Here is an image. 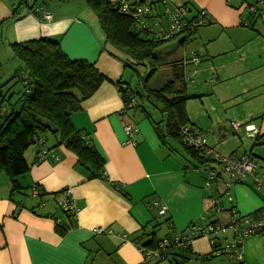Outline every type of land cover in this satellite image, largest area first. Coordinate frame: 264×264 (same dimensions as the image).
Wrapping results in <instances>:
<instances>
[{"label":"crops","instance_id":"obj_1","mask_svg":"<svg viewBox=\"0 0 264 264\" xmlns=\"http://www.w3.org/2000/svg\"><path fill=\"white\" fill-rule=\"evenodd\" d=\"M256 2L171 0L172 5L187 4L189 18L206 12L205 23L191 36L182 33L179 44L192 41V55L182 58L189 78L186 93L200 98L216 114L214 120L207 113V120L215 122L210 129L212 145L223 156L250 154L257 163L254 174L264 180L258 172L264 163V15L248 8ZM37 3L40 12L18 5L17 0H0V83L20 70L17 62L2 68L5 56L7 60L10 52L14 54V43L47 38L59 42L71 60L94 63L107 80L83 100L81 110L70 120L75 129L87 134L89 145L105 163L102 176L91 177V169L80 165L76 152L59 144V135L47 133L49 152L44 159L38 156L37 144L24 153L30 170L17 177L19 190H12L9 177L0 170V264H141L144 256L137 241L141 247L152 240L156 243L188 223H228L232 209L258 218L264 188L256 187L254 175L233 185L230 201L225 185L230 176L222 165L203 155L192 156L173 139L162 141L153 124L160 121L146 110L138 115L137 107L130 110L125 105L120 88L131 85L127 69L138 74L137 70L129 66L132 60L127 53L106 41L98 15L85 0ZM43 11L50 13V19L43 17ZM196 74L205 85L198 91L188 88ZM16 99L13 96L10 103ZM190 99L186 101L189 125L197 126L188 112ZM0 106L3 112L8 108ZM218 106L224 108L226 118L218 116ZM232 122L241 127L234 130ZM128 124L139 129L135 143L128 142ZM243 125H253L258 134L247 135ZM210 170L219 176L206 187ZM67 188L75 197L74 215L58 205ZM156 201L166 205V214H158ZM161 225L168 229L158 236ZM99 226L105 230L97 234ZM212 237L215 243L208 236L196 237L184 252L189 258L178 264H237L230 255L213 254L233 239V232ZM243 252L245 264H264V230L244 239ZM152 262L172 263L168 259Z\"/></svg>","mask_w":264,"mask_h":264},{"label":"trees","instance_id":"obj_2","mask_svg":"<svg viewBox=\"0 0 264 264\" xmlns=\"http://www.w3.org/2000/svg\"><path fill=\"white\" fill-rule=\"evenodd\" d=\"M85 1L98 15L106 41L131 57L129 66L135 68L140 64L145 67L149 65L151 72L147 75H141L135 68L139 78L145 83L158 65L155 51L179 34L185 32L191 36L198 26L203 25L195 21L202 12L199 11L198 14L189 18L192 27L177 33L172 38L158 39L153 34L139 30L134 17L110 0ZM136 3L157 5L155 0H137ZM184 5L188 7L187 4ZM159 10L162 11L161 6ZM12 48L15 56L23 61V68L8 81L0 83V105L4 106L5 101L10 102L15 93L18 95L16 102L12 103L9 109L7 108L5 112L0 111V170L9 177L12 190L20 189L17 177L30 170V164L24 155L25 151L32 144H37L39 149L38 140L41 136L44 138V146L48 149L45 133L59 135V144H64L76 152L80 165L91 169V177H101L104 159L94 147L89 145L87 134L75 129L70 118L72 114L81 110L83 100L90 97L107 80V77L94 63L71 60L62 50L59 42L47 38L14 43ZM169 66L172 71L171 79L160 88L147 87L146 89L147 97L161 105L165 116L164 126H161V121H153V124L162 141L166 138L173 139L179 142L189 154L200 158L201 155L199 156L196 150L183 141L181 133L182 128L190 123L186 112V101L193 97L186 93L189 78L184 73V59L171 62ZM19 73L22 76L18 75ZM17 75L19 78L14 81ZM13 81L14 83L11 84ZM19 82L22 83V90L8 94L12 86ZM4 87L7 88L6 91ZM120 90L128 108L138 107L137 104L135 105V99L136 95L143 97L141 91H134L131 85L126 88L121 86ZM132 99H134V105L130 106ZM189 126L194 128L192 125ZM65 213L68 212L65 211ZM161 241L162 239L155 243V240H152L144 244V247L155 249ZM189 247L173 250L171 248L172 251L164 259L171 260V264L183 262L189 258L184 253ZM164 259L161 258L158 261Z\"/></svg>","mask_w":264,"mask_h":264},{"label":"built area","instance_id":"obj_3","mask_svg":"<svg viewBox=\"0 0 264 264\" xmlns=\"http://www.w3.org/2000/svg\"><path fill=\"white\" fill-rule=\"evenodd\" d=\"M110 1L113 4H116V6L121 8L124 12L131 14L134 17L136 26L139 30L153 34L154 37L158 39L172 38L177 33L192 27V23L188 17L189 8L184 4L172 5L171 0H155L157 5H155V3L137 4V0ZM17 3L18 5L32 6V9L35 12L41 11L39 4L35 0H17ZM159 6H161L162 11L159 10ZM248 8L250 12L255 15H264V0H257L255 4L249 5ZM205 15V11L200 12L198 17L195 18L196 23L204 24ZM43 17L50 19L51 15L48 11H43ZM133 102L134 99L131 100L129 105L133 106ZM231 126L234 130H238L241 127V124L232 122ZM245 128L246 134L251 137H255L259 132L253 125H245ZM125 131L129 136L128 142L133 141V143H135L134 137L139 131L138 127L128 124L125 125ZM181 133L183 135V141L188 146L196 150L199 155L206 156L222 165L223 171L230 176V180L225 183L226 192L230 201L233 200L230 189L234 184L240 182L246 175H254L256 187L264 188V180L254 174L257 163L253 160L250 154H245L240 157L223 156L216 152L214 148L207 145V139L201 132L189 125L184 126ZM38 141L40 144L38 156L40 159H44L49 150L44 146L43 136H41ZM218 176L219 174L217 171L210 170L207 175L206 186L209 187L214 184ZM154 204L159 207L160 215L166 214V205L161 204L158 201ZM58 205L64 211L70 212L73 215L77 212L75 197L71 194V190L68 188L64 190ZM232 210L233 216L228 223L214 221L191 223L186 229H183L182 231H174L170 236L164 237L160 245L155 249L141 247L140 243L136 242L139 244L144 256L141 264H152V261L155 259H164L174 248L190 246L196 237L208 236L211 237V242L215 243V238L212 236L225 234L228 230L233 232V239L227 242L223 247L215 248L213 254L230 255L238 261L237 264H245L243 242L247 236L263 232L264 207L259 211L258 218H254L251 215H241L236 209ZM104 230L103 226H99L95 229V233L100 234ZM171 248L172 250H170Z\"/></svg>","mask_w":264,"mask_h":264},{"label":"rangeland","instance_id":"obj_4","mask_svg":"<svg viewBox=\"0 0 264 264\" xmlns=\"http://www.w3.org/2000/svg\"><path fill=\"white\" fill-rule=\"evenodd\" d=\"M183 37H184V35L180 34L176 38H174L170 41H167L163 46L159 47L155 51V55L158 59V65L156 64L157 65L156 70L151 74L147 83L143 82V79H140L138 74H136L135 71L131 70L130 67L127 69L126 78L131 83L134 91L139 90L143 93V97H139L136 95V99H135L136 100L135 105L136 104L138 105V107H137L138 109H136V111H138V112H136L138 115H140L143 110H146L156 121L162 120L164 113L162 112L161 105L158 102H156L155 100L149 99L147 97L146 89H147V87L151 88V89H156V88L162 87L172 77V71H171L169 64L171 62H175V61L180 60L182 58L185 59V58L189 57L190 55H192V51H191V49H192L191 42L192 41H188V43L186 45L180 46L179 42L183 39ZM11 54H12V52H10V54H8L7 60H6V56H5V60L3 59L2 68L8 69L10 67V65L14 66L17 62L21 65V67H19L20 70L18 72H21V69L23 68V61L20 60L19 58H17L15 56V54H13V55H11ZM14 58H15V61H14ZM148 66L145 67L144 65L140 64V65L135 66V68H137L138 72L141 75H145V74L147 75L151 72V70H150L151 68H149ZM15 72H16V69L14 71H12V73L9 77H4L3 81H5V80L7 81V80L11 79L14 75H16ZM18 75L22 76L21 73H19ZM18 75L14 81H16L19 78ZM192 77H193V82H188V88H192L191 90L196 89L198 91V90H200V88L205 87L203 79L198 77L197 74L195 76H192ZM14 81L11 82V84H13ZM12 88H13V92L20 91V90H22V83L19 82L18 84H15L14 86H12ZM3 89H4V91L7 90V88H5V87ZM13 96H14V98H17L18 95H16V93H15ZM13 100H15V99H13ZM201 101L202 100L200 98H192L188 101L187 108H188L189 115H190L191 119L194 120V123L197 125V126H194V129L198 130L199 128L200 129L202 128L201 132L207 139V145L214 148L216 152H218L219 154L222 155V153L217 151V149L212 145V143L213 144L215 143V140L212 137L210 129H212V126L215 125V122H213V124H212L211 121L207 120V117H208L207 113H209V115H212L214 120H217L216 116H215L216 114H214L213 110L207 108L206 105L203 106V102H201ZM11 105L12 104L8 101L4 102L5 107L10 108ZM130 110H132V108ZM218 112L220 113L218 116H221L222 118H226L225 114H224V108L223 107L218 106ZM160 124H161V126L165 125V123L163 121ZM244 127H245V125L242 126L243 131H244ZM45 134H47V133H45ZM225 156H227V155H225ZM259 167H262V168H259ZM259 167H258V172L264 174V163L259 164ZM197 177L199 178V176H197ZM205 186H206V183H205ZM222 197H223V202L226 203L227 196L223 195ZM158 214H159V212H158ZM160 218H163V217H160ZM196 222H198V221H196ZM163 225H161L162 227L160 226L161 228L158 231L159 232L158 236H162L166 232V230L168 229V226H163ZM189 225H190V223H188V225L186 227H183V229H186ZM183 229H178V230L182 231Z\"/></svg>","mask_w":264,"mask_h":264}]
</instances>
